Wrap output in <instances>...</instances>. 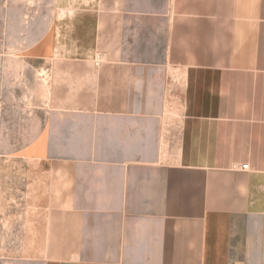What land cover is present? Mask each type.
Listing matches in <instances>:
<instances>
[{
	"label": "crops",
	"instance_id": "crops-1",
	"mask_svg": "<svg viewBox=\"0 0 264 264\" xmlns=\"http://www.w3.org/2000/svg\"><path fill=\"white\" fill-rule=\"evenodd\" d=\"M0 102L50 157L0 264H264V0H0Z\"/></svg>",
	"mask_w": 264,
	"mask_h": 264
},
{
	"label": "rangeland",
	"instance_id": "rangeland-1",
	"mask_svg": "<svg viewBox=\"0 0 264 264\" xmlns=\"http://www.w3.org/2000/svg\"><path fill=\"white\" fill-rule=\"evenodd\" d=\"M176 100L177 97H170L168 105L176 104ZM2 114L0 102V119ZM169 115L171 120L176 116ZM8 132L12 137L5 136ZM8 132L2 130L0 123V254H24L43 222L46 162L50 157L42 151L41 142L35 145L31 141L33 137L20 138L16 127Z\"/></svg>",
	"mask_w": 264,
	"mask_h": 264
},
{
	"label": "built area",
	"instance_id": "built-area-1",
	"mask_svg": "<svg viewBox=\"0 0 264 264\" xmlns=\"http://www.w3.org/2000/svg\"><path fill=\"white\" fill-rule=\"evenodd\" d=\"M248 166H249L248 162H245V164H242L240 167L242 169H245V168H248ZM235 264H238V263H235Z\"/></svg>",
	"mask_w": 264,
	"mask_h": 264
}]
</instances>
